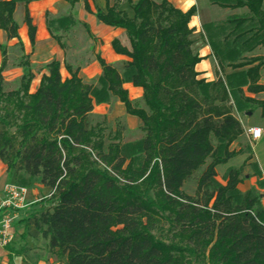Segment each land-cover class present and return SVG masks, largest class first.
<instances>
[{
    "label": "trees",
    "instance_id": "1",
    "mask_svg": "<svg viewBox=\"0 0 264 264\" xmlns=\"http://www.w3.org/2000/svg\"><path fill=\"white\" fill-rule=\"evenodd\" d=\"M39 1L0 0V31L8 42L20 45L15 6ZM60 1L72 9L80 1L97 23L122 30L130 50L111 43L129 62L114 69L98 60L96 86L75 75L62 81L53 62L33 94L26 62L19 87L3 92L6 48L0 50V164L16 186L49 191L31 216L47 255L60 264H264L260 195L238 191L243 167L228 169L224 186L215 180V169L241 154L228 151L243 133L233 115L253 105L264 109L242 91L264 93L257 85L264 58L244 57L264 47V0H207L221 10L247 11L202 28L218 73L236 72L224 79L216 73L215 83L198 81L194 71L202 61L190 52L194 8L181 13L166 0H115L103 13L91 12L86 0ZM121 3L131 21L119 11ZM45 23L64 49L58 36L75 26L74 12L57 21L46 16ZM24 25L32 46L26 9ZM124 85L141 90L146 112ZM111 98L140 122L143 139L122 145L119 129L105 147L104 129L89 118ZM186 183L195 185L193 197L182 192Z\"/></svg>",
    "mask_w": 264,
    "mask_h": 264
},
{
    "label": "crops",
    "instance_id": "2",
    "mask_svg": "<svg viewBox=\"0 0 264 264\" xmlns=\"http://www.w3.org/2000/svg\"><path fill=\"white\" fill-rule=\"evenodd\" d=\"M1 1L9 2L10 0ZM86 1L91 12L99 10L103 13L105 12L106 6L112 7L115 3V0ZM131 1L135 3L138 0ZM152 1L158 3L160 0ZM166 1L181 13H186L191 8L195 9V15L190 19L188 24V29L191 31L189 37V41L191 42L190 52L193 56L198 57L202 61L195 66L194 71L198 74V81L202 80L205 83H215L218 69L210 49L206 46L202 28L212 23L222 22L226 18L245 15L243 13L247 14V11L244 9L234 11L221 10L215 6H210L207 0ZM25 9L28 12L31 26L35 30L32 46L28 43L27 30L24 25ZM119 11L122 12L128 20L131 21L133 19L132 12L126 4L121 3L119 5ZM72 12L76 13L75 26L67 33L59 34L60 44L64 46V49H61L56 41L48 34L45 23L46 16L50 20L57 21L67 18ZM12 20L17 27V36L20 45L15 41L8 42L6 34L0 31V50H2V48L4 50V47L6 48L5 71L11 69L14 65H19V60L16 62L11 60V54L17 53L19 55L18 59H20V55H25L26 64L32 74L29 88L30 94H33L37 90L41 77L47 75L45 67L53 62L59 65V76L62 81L68 80L72 75H75L82 84L88 86H96L101 76L98 60L114 69H119L122 63L129 62L128 59L115 55L111 48V43L117 41L123 49L126 51L130 50V43L124 32L122 30L104 27L99 23L97 25L95 19L84 12L83 4L80 1L73 9L60 0H42L30 3L26 7H24L23 4H17L12 15ZM84 28H86L87 31H85ZM20 34H22L21 37ZM223 72L222 74L225 77L234 74L233 71L226 68ZM222 74H219L221 78ZM257 85L264 88V78L261 77ZM122 89L127 92L128 98L132 103H142V92L140 89H134L130 85H124ZM242 91L245 98L256 103H264V93L252 95L246 93V89ZM113 107L118 112V116L112 114L111 108ZM98 108L102 109L104 115L103 121L107 124H111L116 119H120L125 125H128V129L124 132L122 131L120 136L122 145L143 139L144 134L140 130V122L135 118L127 116L122 105H120L116 99L111 98L107 105H102ZM94 112L95 107L90 117ZM233 116L239 122L243 133L229 146L228 151L234 154L241 152V154L228 161L226 165L217 167L215 169V180L220 185L224 186L225 183L222 181V177L228 169H240L244 167V165L253 166L256 173L260 174V178L257 179L255 175L254 177L248 178L247 181L242 180L237 189L244 194L250 189L255 188L257 182L261 183L263 191H259L258 194L260 195L261 209L264 211V194H262V192H264V109L253 105L251 115L246 114L242 116L241 114H234ZM252 129L261 130L262 137L259 140L250 141L249 132ZM247 144L250 146L249 150ZM252 152L255 155H253ZM218 171H220V176ZM5 184H14V178L8 181L5 170L0 164V193ZM187 186H189V191L186 193ZM39 189L49 194L48 190L42 189L41 187H39ZM182 192L188 197H193L195 185L193 183L184 184L182 186ZM35 195V191L27 189L25 196L27 207L17 214L14 220V242L6 250H0V264H59L54 257L50 256L49 259L44 261V249H39L44 243L41 242L40 244L39 236L34 231L31 220V216L39 210V208L35 206L38 202V200L34 198ZM12 248H16V254H13L15 252L10 250Z\"/></svg>",
    "mask_w": 264,
    "mask_h": 264
},
{
    "label": "rangeland",
    "instance_id": "3",
    "mask_svg": "<svg viewBox=\"0 0 264 264\" xmlns=\"http://www.w3.org/2000/svg\"><path fill=\"white\" fill-rule=\"evenodd\" d=\"M74 14H75V18H76V13L74 12ZM243 14L246 15V13H243ZM242 16H244V15H242ZM224 21H222V22H224ZM222 22H217V23H212V24H221ZM96 24L98 25V23H96ZM21 35L22 34H20V37H21ZM18 56L19 55L17 53L11 54V56H10L11 57V60H13L14 62H16V61L19 60V65L18 66H15L14 65L11 69H9L7 71H4V74L2 76V79H3L2 89H3V92L4 93H8V92H12V91L16 90L19 87V82H20L21 77L23 75H25L26 68L24 66H22V65L24 64V62H26L25 61L26 60V56L25 55H22V56L20 55V59H18ZM244 57L245 58H255V57L264 58V47L258 48L252 54H250V55H244ZM226 69H229V68H226ZM222 73H224V72H222ZM234 73H236V72H234ZM217 74H219V73L217 72ZM261 77L264 78V73L263 72H260V78ZM224 78H225V76L222 74V79H224ZM134 104H135L136 107H138L139 109H141V110H143V111L146 112V108L144 107L143 103H134ZM98 107L99 106H96L95 107V112L89 118V123H90L91 126L99 125V126H101L104 129V138H106L104 145L106 147L107 146V142H108L107 140H109L112 137L113 133L116 130H119V129H121L124 132L125 130L128 129V125H125L124 122L122 120H120V119H116L111 124H107L106 122L103 121V116L104 115H103L102 109H100ZM111 112H112L113 115L118 116V112L116 111V109L114 107L111 108ZM246 114H249V115L252 114V107H251V110L250 111H244L241 115L243 116V115H246ZM135 142H137V141H135ZM135 142H132V143H135ZM128 144H130V143H128ZM247 146L250 149L249 144H247ZM253 155H255V154L253 153ZM263 155H264V150H263ZM242 172H243L242 173L243 181H247L248 178L254 177L256 174H258V173H256L254 167L251 166V165H244ZM218 174L220 176V171H218ZM259 176H260V174H259ZM255 177H257V176H255ZM257 179H258V177H257ZM29 189H31L32 191H35L36 192V195L34 196V198L37 199L38 201H40L42 199H45V198H48V195L49 194L46 193L45 191L40 190L39 189V186H37L36 184L32 185ZM188 189H189V186L186 187V191H185L186 193L189 191ZM252 189H255L257 192L263 191V186H262L261 183L257 182L256 183V187L255 188H252ZM252 189H250V190H252ZM262 194H264V192H262ZM36 204H35V206H36ZM39 241H40V244H41L42 241L40 239H39ZM39 249H44L43 250L44 251V256H43L44 257L43 258L44 261H46L47 259L50 258L47 255V253H46V250H45V246L44 245H41V247H39ZM10 250H12V251L15 252L13 254H16L17 253L16 248H12Z\"/></svg>",
    "mask_w": 264,
    "mask_h": 264
},
{
    "label": "built area",
    "instance_id": "4",
    "mask_svg": "<svg viewBox=\"0 0 264 264\" xmlns=\"http://www.w3.org/2000/svg\"><path fill=\"white\" fill-rule=\"evenodd\" d=\"M250 141H257L262 137L260 129L249 132ZM27 190L15 184H5L0 193V250H6L14 242V220L20 212L26 209ZM49 197V195H48Z\"/></svg>",
    "mask_w": 264,
    "mask_h": 264
},
{
    "label": "water",
    "instance_id": "5",
    "mask_svg": "<svg viewBox=\"0 0 264 264\" xmlns=\"http://www.w3.org/2000/svg\"><path fill=\"white\" fill-rule=\"evenodd\" d=\"M249 115V114H248Z\"/></svg>",
    "mask_w": 264,
    "mask_h": 264
}]
</instances>
